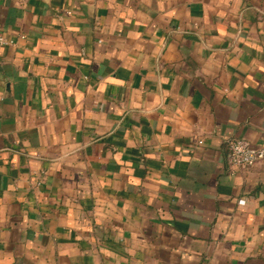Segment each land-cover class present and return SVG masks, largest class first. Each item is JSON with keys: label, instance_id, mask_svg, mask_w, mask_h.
Returning a JSON list of instances; mask_svg holds the SVG:
<instances>
[{"label": "crops", "instance_id": "obj_1", "mask_svg": "<svg viewBox=\"0 0 264 264\" xmlns=\"http://www.w3.org/2000/svg\"><path fill=\"white\" fill-rule=\"evenodd\" d=\"M0 264H264V0H0Z\"/></svg>", "mask_w": 264, "mask_h": 264}, {"label": "built area", "instance_id": "obj_2", "mask_svg": "<svg viewBox=\"0 0 264 264\" xmlns=\"http://www.w3.org/2000/svg\"><path fill=\"white\" fill-rule=\"evenodd\" d=\"M0 42L3 39L0 38ZM227 163L231 168L248 169L257 163L264 164V144H252L245 139H233L229 144Z\"/></svg>", "mask_w": 264, "mask_h": 264}]
</instances>
